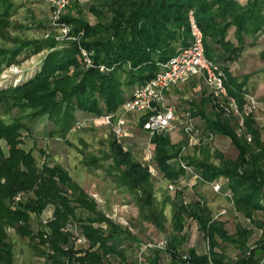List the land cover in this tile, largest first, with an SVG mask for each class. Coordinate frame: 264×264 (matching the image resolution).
I'll return each mask as SVG.
<instances>
[{"label": "trees", "instance_id": "16d2710c", "mask_svg": "<svg viewBox=\"0 0 264 264\" xmlns=\"http://www.w3.org/2000/svg\"><path fill=\"white\" fill-rule=\"evenodd\" d=\"M88 4V13L84 14L82 1L73 0L62 20L73 31L84 32L80 42L94 51L95 63L110 67L107 71L87 68L78 41L57 39L58 29L51 24L37 25L47 36L43 33L40 37L28 38L13 34L12 28L28 25L16 19L15 0H0V70L5 64L20 62L22 55L26 58L46 50L41 68L31 78L0 90V106L30 108L27 114L32 118L46 117L55 125L49 132L51 135L69 132L77 120V112L100 115L116 111L137 86L156 74L158 62L191 43L190 10L203 33L206 55L223 67L229 92L243 101L242 84L230 74L227 62L239 56L247 44L246 37L264 28V0H248L245 4L239 0H89ZM232 29L234 36H230ZM204 100L210 104L211 114L204 116L203 129L229 137L237 154L231 157L219 151L217 162L207 156L197 159L184 154L183 141L174 142L169 131L150 137L151 161L164 179L176 183L171 190L174 194L167 191L165 196L172 207L174 230L167 248L151 247V253L145 254L144 259L149 264H160L161 253L167 251L169 264H264L261 134L254 127L253 115L240 130L233 119L216 109L209 92ZM189 109L195 117L204 115L201 109L193 106ZM143 121L144 117L140 116L136 122L142 126ZM22 126L19 121L0 123V138L10 146L11 158L8 165L0 168V177L5 178L4 182L0 181V264H13L14 260L6 224L15 225L21 234L29 236L43 264H108L112 258L126 262V244L137 240L131 227L108 216L96 198L61 163L46 154L40 165L33 151L18 147L16 136ZM111 148L114 166L122 168L121 180L135 194L140 214L164 230L167 218L164 208L156 201L153 175L148 166L135 159L113 134ZM206 150L204 146L202 151ZM181 161L200 175V178L194 176L199 182L222 181L236 210L261 229L255 244L250 243L254 228L239 224L230 233L224 221L214 218L205 200L202 203L198 197L184 202V191L189 186L187 179L192 173ZM29 192L33 195L16 199L19 193ZM49 204L54 206L53 216L46 222L36 223L31 214L34 212L39 217ZM186 219L209 239V251L201 253L194 246L187 250L181 248ZM69 222L75 223L80 234L86 237L85 244L73 243L72 231L67 227ZM222 242L233 243L240 250L235 259L228 257Z\"/></svg>", "mask_w": 264, "mask_h": 264}, {"label": "rangeland", "instance_id": "374dc122", "mask_svg": "<svg viewBox=\"0 0 264 264\" xmlns=\"http://www.w3.org/2000/svg\"><path fill=\"white\" fill-rule=\"evenodd\" d=\"M73 1V0H72ZM84 14L88 13V1L81 0ZM92 1V0H90ZM18 4L16 19L25 23L28 27L12 28L13 34H19L22 37L35 38L40 37L43 33V28L38 27V23L44 25H52L51 14L52 8L49 0H15ZM72 3V2H71ZM47 33V32H46ZM45 33V34H46ZM46 50L39 53L32 54L29 57L20 56V62H13L9 65H3L0 70V90L8 89L11 86H16L31 78L42 66L43 58ZM198 77V76H197ZM192 82L184 83L174 92L178 97L177 104L182 113L185 109L193 106L196 109H201L204 112L203 116H197L196 124L200 128H205L206 118L211 114L210 104L205 103L204 96L208 90L203 81H199L194 87ZM202 100H204L202 102ZM30 108L7 107L0 106V123H17L18 121L23 126L18 130L16 140L18 147L24 148L26 151H33L37 157L38 164H42L47 157H51L54 161L61 163L66 167L73 177L92 195L99 203V207L105 209L114 219L131 227L136 234L137 240L132 239L126 244L127 261L123 262L121 259L112 258L111 263L108 264H139V244L150 240L166 238L169 239L173 232L172 222V207L167 202V191L174 194L168 187L169 181L164 179L159 174L156 165L148 160L147 143L149 135L142 129V126L137 124L140 115L137 112L130 111L127 113L128 123L134 126L130 139L125 138L128 143V148L135 159L147 164L151 163L156 170L153 175L154 193L158 205L164 208V213L167 218L165 221V229H158L152 222L146 221L140 214L139 205L136 203V196L131 192L121 180L122 168L117 169L113 159V151L111 148L112 134L109 128L104 126H97L93 122L88 121L85 125L77 130H70L65 134L58 132L51 135L49 132L55 128V125L48 121L46 117L40 116L32 118L27 113ZM90 115L77 112V120L89 117ZM206 130V129H205ZM172 140L174 142L183 141V153L190 154L201 159L205 156L210 160L217 162L218 153L223 152L227 156L234 157L237 154L236 147L232 144L229 137L215 134V138L207 141L204 144H194L189 140V137L181 127H174L170 131ZM201 146H206L208 150L202 151ZM10 146L4 138H0V168L5 167L11 162ZM0 181L4 182L5 178L0 177ZM20 194V193H19ZM22 197L33 195V192L20 194ZM185 199H195L202 197L205 203L211 207L213 214L216 215L222 207H227L228 201L222 195L216 194L212 191L211 184L208 182H199L192 188H186L184 191ZM112 207H117L118 211H112ZM54 206L49 204L42 211L38 217L34 212L31 214L33 220L37 223L38 220L46 222L47 219L53 216ZM258 214L257 216H260ZM224 221L226 228L230 233L236 231V226L241 224L253 225L254 222L244 216L242 213L233 207L218 216ZM34 222V224H36ZM36 226V225H35ZM6 233L8 239L13 244L14 260L13 264H43V258L35 253L33 243L29 236L21 234L15 225L6 224ZM185 239L181 243V248L187 250L190 246L196 247L201 252H207V237L204 236L196 225L189 224L186 219V224L183 230ZM183 233L179 236L181 237ZM261 231L255 229L250 238L251 245L255 244L260 237ZM81 244H78L80 246ZM222 246L229 258L235 259L239 253V249L233 243L222 242ZM151 253L150 248L146 254ZM170 256L167 251L161 253L160 264H169ZM142 264H149L148 260L143 259Z\"/></svg>", "mask_w": 264, "mask_h": 264}, {"label": "built area", "instance_id": "2783aa9c", "mask_svg": "<svg viewBox=\"0 0 264 264\" xmlns=\"http://www.w3.org/2000/svg\"><path fill=\"white\" fill-rule=\"evenodd\" d=\"M52 8L51 23L58 29L56 35L59 40H76L78 41L83 62L87 68L97 67L101 71L110 69L105 63H95L94 51L86 48L80 38L83 31H73L71 25L62 20L65 9L71 4L72 0H49ZM189 22L192 31V41L188 45L179 47L175 54L167 60L158 62L159 70L150 77L146 82L137 86L132 95L127 98L116 111L105 112L100 115H90L83 119L75 121L72 130L82 128L86 122L91 121L97 126H104L110 129L113 136L120 143L130 134L127 124V113L130 111L137 112L144 117L142 128L148 133L149 139L154 134L166 133L174 127H181L187 134L189 140L194 144H203L215 138V134L209 130L200 128L196 124V118L190 109H185L182 113L168 103L167 91L173 87L187 82L191 77H201L206 84L212 102L216 109L222 111L229 116L237 124L240 130L245 128L246 120L252 116L259 106V100L254 93L243 91V101H240L237 95L229 92L228 76L223 67L214 59L209 58L205 52L203 33L199 28L193 11H189ZM48 33H46V36ZM251 139V135H247ZM153 152L149 148L148 141V160L152 159ZM182 165L190 171L195 177L200 175L195 173L191 166L182 162ZM144 164V163H143ZM152 175L157 172L153 165L147 164ZM211 185L216 192L222 191V183L220 181H212ZM168 187L174 189L176 183L169 182ZM231 197V194L225 192ZM18 194L16 199H20ZM203 203L204 199L200 198ZM187 203V199L184 200ZM118 208H114L117 212ZM226 212V208L221 209L214 218ZM108 216L112 217L109 213ZM113 218V217H112ZM67 227L71 229V240L76 245L85 244L87 239L80 234L75 223L69 222ZM207 248L209 251V239L207 238ZM168 239L161 238L142 243L139 249V264H142L146 251L151 247L161 249L167 248ZM187 257V255H185Z\"/></svg>", "mask_w": 264, "mask_h": 264}, {"label": "crops", "instance_id": "0c3cea01", "mask_svg": "<svg viewBox=\"0 0 264 264\" xmlns=\"http://www.w3.org/2000/svg\"><path fill=\"white\" fill-rule=\"evenodd\" d=\"M239 1L242 4H245L248 2V0H239ZM230 36H234V29L230 30ZM246 42L247 44L245 48L242 50V52L239 54V56L227 62V66H228V70L230 74L237 78L238 83L242 84L241 89H243V91L254 93L259 100V106L256 112L253 114V119H254V127L259 130L261 134V139L263 140V143H264V28L258 31L257 33L246 37ZM189 81H191L192 82L191 84H193L194 87H196V84L199 83V81L201 82L203 80L200 77L195 76L189 79L186 83H188ZM183 84L171 87L167 95L168 103L173 105L177 109V111L180 110L177 107L178 106L177 104L179 103V101H177L178 97L174 94V92L177 91ZM208 92L209 91L207 90L205 96L208 95ZM203 101L204 100H202V102ZM202 115L203 114H199V116H202ZM134 126L135 125L130 126L129 123L127 124L129 132H132L131 130H134ZM130 137H132L131 133L127 135L125 138L130 139ZM125 138L123 139V145L125 146V149H127L128 143ZM187 180H188L187 183H189V186L186 188H189V187L192 188L193 186H196L199 183V181H197L194 178V175L192 174L188 176ZM211 182L212 181L208 183L211 184ZM222 186H223L222 191L216 192L213 190V187L211 185L212 191L214 193L224 196L226 200L228 201L227 207L225 206V207H222L221 209L226 208V211L227 209L230 210L231 207L236 209L232 201V198H230L229 196L225 194V192H227L226 188H224L225 186L224 185ZM199 198H202V197H199ZM189 200H192V199L191 198L187 199V201ZM114 208L115 207H112V211L114 210ZM106 213L108 212L106 211ZM245 226L252 227L254 229H259L254 224L245 225ZM259 230L261 231V229Z\"/></svg>", "mask_w": 264, "mask_h": 264}]
</instances>
